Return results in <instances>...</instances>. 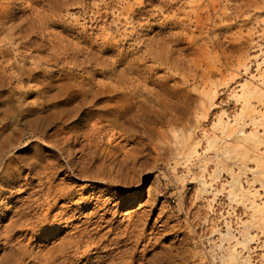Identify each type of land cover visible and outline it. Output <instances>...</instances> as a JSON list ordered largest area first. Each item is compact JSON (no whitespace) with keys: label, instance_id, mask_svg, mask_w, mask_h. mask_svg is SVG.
Returning a JSON list of instances; mask_svg holds the SVG:
<instances>
[{"label":"rangeland","instance_id":"374dc122","mask_svg":"<svg viewBox=\"0 0 264 264\" xmlns=\"http://www.w3.org/2000/svg\"><path fill=\"white\" fill-rule=\"evenodd\" d=\"M99 127L138 156L124 185L68 165ZM45 170L105 202L97 264H264V0H0V264H22L6 230ZM35 229V250L67 230Z\"/></svg>","mask_w":264,"mask_h":264},{"label":"bare ground","instance_id":"6f19581e","mask_svg":"<svg viewBox=\"0 0 264 264\" xmlns=\"http://www.w3.org/2000/svg\"><path fill=\"white\" fill-rule=\"evenodd\" d=\"M104 114H105L104 115L105 119L108 122H110L111 125L119 124L116 118L113 117L116 114L109 112L108 113L105 112ZM101 134H102V127L93 128L92 131H89L83 135L84 142H81L80 144L74 142L72 144L73 145L72 148L65 146L68 147V149L70 148L69 157L74 160L73 161L69 158L70 160L68 161V165H70V168L73 171H76L80 179L89 178L90 180L96 182H102V183L114 182L117 185H124L123 183H125L126 180H128L126 178L128 177V175H130L131 171H134V168L137 165V160L135 157L138 156L133 155L131 157L133 159V160L131 159L132 167L128 168L127 164L130 163L129 162L130 155L124 153L122 158H120L121 156L119 158L114 157L113 153L114 155H116L115 154L116 151L123 152L124 148L121 145L116 146L114 145V143L113 145L110 146L108 145L103 146L104 144L101 145L99 144V142L97 143L95 139L97 138V136L99 137ZM102 152L104 153L108 152L109 157L110 156L113 157L112 166L104 165L106 161L104 160V158H102L104 157L101 155ZM75 153L79 155L77 158L75 156L76 155ZM98 161H101V163L99 164ZM79 164H81L82 166L78 167ZM44 166H45L44 169H46L47 165L44 164ZM51 167L53 166L52 165L49 166V168ZM46 170L44 173H46ZM25 185H27L28 187L26 186L27 188L26 190L23 191L22 194V198H21V201H23L21 204L22 209H18L16 211L14 210L16 212L14 213L15 217L14 218L12 217L11 221L9 222L6 230L7 234L5 236L6 239H9V237L12 236L11 234L13 233V231H15L16 229L18 230L20 228V230H22V233L24 234L23 236L25 241L22 242V244H20L21 241L18 242L17 246L15 244L14 246L12 245V247L9 248L10 254L14 255L15 257L18 256L19 259H22V264H97L95 260L94 261L92 260L94 259V257L96 258L97 257L96 255H98L99 253L102 254L101 252L102 248L100 247L101 244L104 243L103 241L105 240L106 236L98 235L99 237H97L96 234L95 237L94 236L95 232L92 233L91 229H89L90 225L89 226L86 225L88 223L89 224L91 223L92 221L91 219H93V217L98 216L99 209L101 205H104L105 202L103 203L101 198L95 193L93 195L86 196L85 198L82 197L81 195L79 200H76L74 202L73 196L75 194L73 192V189L70 186L62 185L61 182L56 183L54 180V176H50L49 172L46 173L44 176L38 178V183L36 187H32L33 182L29 178H27V182ZM31 188H33V190H31ZM63 199L69 200V202H72L73 204L74 203L83 204L84 206L80 208H88V207L91 208L92 206L91 204H93L92 206L93 209L92 211L85 213L84 211L79 210V208H71L69 205L68 206L62 205L59 206L60 210L58 209L59 211H56L59 202ZM232 199L234 198L232 197ZM13 203H16V201H13ZM14 206L16 207L17 205L14 204ZM91 224H93V222ZM80 225H83L84 227L81 228ZM130 225L128 226V229L126 231L127 232L126 237H128L127 240L133 239L134 236L137 237L138 236L137 234H139L136 233L135 231L137 226L136 225L130 226ZM36 227L39 228L38 229L39 231L45 232V234H48L47 232L49 231L61 232L63 231V229H67V230L65 231L66 235L64 237L62 236L63 238L58 237L53 242H51L50 240H43L44 246L39 245L42 243L41 242L38 244V250H35L32 233L36 231L35 229ZM96 230H98V228ZM140 236H138V239L143 237V235L141 237ZM118 238L120 239V237H117V239ZM115 239H112L110 241L111 243L109 244L117 245ZM138 239L135 240L136 243H138ZM11 241H12L11 239L7 240L6 243H10ZM117 241L119 243V240ZM127 242L129 243V241ZM49 243L51 245H48ZM147 243L148 242H146L145 244ZM146 248L147 246H145V249ZM129 249L122 252L129 253ZM9 252L6 251V253ZM230 256L232 257V255ZM183 261L184 259L181 262ZM161 262H159L158 264H162Z\"/></svg>","mask_w":264,"mask_h":264}]
</instances>
